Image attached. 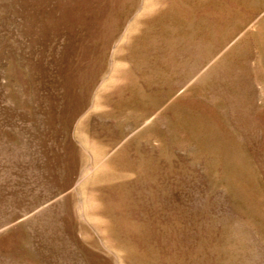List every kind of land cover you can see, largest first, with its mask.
<instances>
[{"label":"rangeland","instance_id":"obj_1","mask_svg":"<svg viewBox=\"0 0 264 264\" xmlns=\"http://www.w3.org/2000/svg\"><path fill=\"white\" fill-rule=\"evenodd\" d=\"M0 264H264V0H0Z\"/></svg>","mask_w":264,"mask_h":264}]
</instances>
